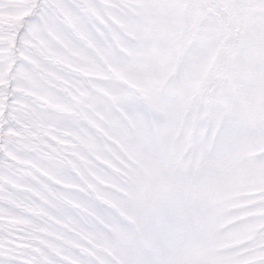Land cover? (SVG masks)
<instances>
[{"label":"snow or ice","instance_id":"1","mask_svg":"<svg viewBox=\"0 0 264 264\" xmlns=\"http://www.w3.org/2000/svg\"><path fill=\"white\" fill-rule=\"evenodd\" d=\"M0 264H264V0H0Z\"/></svg>","mask_w":264,"mask_h":264}]
</instances>
